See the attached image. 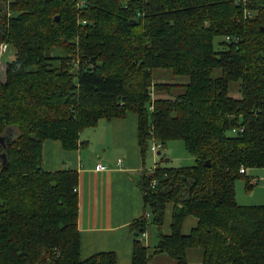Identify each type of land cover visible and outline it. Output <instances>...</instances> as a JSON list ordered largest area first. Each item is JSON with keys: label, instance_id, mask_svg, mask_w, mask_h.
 <instances>
[{"label": "trees", "instance_id": "1", "mask_svg": "<svg viewBox=\"0 0 264 264\" xmlns=\"http://www.w3.org/2000/svg\"><path fill=\"white\" fill-rule=\"evenodd\" d=\"M4 44L16 52L0 79V264H118L114 251L82 257L79 173L46 170L43 148H83L84 131L128 111L143 156L179 139L195 157L137 181L133 264H190L193 248L202 264H264V204H240L236 188L259 183L242 168H264V0H0ZM156 69L180 79L154 83Z\"/></svg>", "mask_w": 264, "mask_h": 264}, {"label": "crops", "instance_id": "2", "mask_svg": "<svg viewBox=\"0 0 264 264\" xmlns=\"http://www.w3.org/2000/svg\"><path fill=\"white\" fill-rule=\"evenodd\" d=\"M86 131H89L87 135ZM86 131L82 134V140L87 142L85 149L68 150L58 140L45 141L44 168L48 171L73 169L79 173L82 257L114 251L118 264H133L137 232L133 231L132 223L146 209L144 194L134 177L137 172L154 169L159 163L157 156L149 163L148 153L143 156L139 145V116L134 111H128L125 117L102 119L97 127ZM119 159L125 163L124 167L118 165ZM99 164L105 165L106 170H99ZM172 213L173 204H168L163 227L166 234L171 232ZM196 224V217L187 216L182 231L189 233ZM143 238L147 246L154 244L152 224ZM164 255H156L155 264H175L176 261Z\"/></svg>", "mask_w": 264, "mask_h": 264}, {"label": "rangeland", "instance_id": "3", "mask_svg": "<svg viewBox=\"0 0 264 264\" xmlns=\"http://www.w3.org/2000/svg\"><path fill=\"white\" fill-rule=\"evenodd\" d=\"M15 49L12 47L8 46L7 51L3 52L1 51L0 47V54H1V59H0V79L2 81L6 80V65L7 62L11 61L13 58H15ZM61 51H57L56 54H61ZM153 80L154 83L158 82H175L177 79H180L179 77H176L172 72L164 69H156L153 71ZM231 94L233 96H240V84L239 83H234L232 84V90ZM93 130V128H91ZM89 131H86L85 135L88 134ZM152 145V144H151ZM83 149H85L83 147ZM161 154L159 155L158 153L154 154L153 151L148 150V155L146 156L148 163L153 160V156H157L158 162L160 161L164 164L168 160V165L170 166H188V165H193L195 164V157L189 153V151L186 148V145L183 140H173L168 142V144L161 149ZM163 159V161H162ZM122 160V159H121ZM124 162L122 160V163L119 164L118 160V165L124 167ZM166 164V163H165ZM244 172H249V175L251 178L259 179V183L255 184L251 189H247V183L246 180L239 179L236 184L237 188V199L238 202L242 205H262L264 204V168H255V169H249L244 168ZM106 170V169H105ZM149 171H152L153 168L150 167L148 169ZM242 172V171H241ZM144 172H137L136 176L134 177L137 182L140 178V176ZM146 212V210H145ZM144 212V213H145ZM150 209H147V215L150 216ZM153 230H154V244L150 246V253L153 252L154 246L158 243L159 237H158V230L157 227L153 225ZM145 240V239H144ZM166 256V255H164ZM168 260H173L175 262V259L171 257H166ZM188 258L190 261V264H202V249L201 248H193L188 250ZM151 264H155L157 262V259H152ZM176 264V262H175Z\"/></svg>", "mask_w": 264, "mask_h": 264}, {"label": "built area", "instance_id": "4", "mask_svg": "<svg viewBox=\"0 0 264 264\" xmlns=\"http://www.w3.org/2000/svg\"><path fill=\"white\" fill-rule=\"evenodd\" d=\"M129 1H131V0H124L125 3H128ZM246 15H248V13ZM227 39L230 40L231 39L230 36H227ZM7 46H8L7 44L1 45V51H2V53L7 50ZM162 147H163V144L161 142H159L157 140H154L152 142V145H151V150L153 151L154 154H156V153H158V152L161 151ZM121 163H122V160L119 159V164H121ZM98 169L99 170H105L106 169V166L105 165H102V164H99L98 165ZM241 171L244 172V169L242 168Z\"/></svg>", "mask_w": 264, "mask_h": 264}, {"label": "water", "instance_id": "5", "mask_svg": "<svg viewBox=\"0 0 264 264\" xmlns=\"http://www.w3.org/2000/svg\"><path fill=\"white\" fill-rule=\"evenodd\" d=\"M3 144L4 145V147H6V145L4 144V139H2L1 137H0V144ZM4 154H5V150H4ZM159 154H160V152H159Z\"/></svg>", "mask_w": 264, "mask_h": 264}]
</instances>
